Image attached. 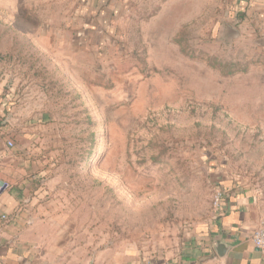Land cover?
Here are the masks:
<instances>
[{"label": "rangeland", "instance_id": "374dc122", "mask_svg": "<svg viewBox=\"0 0 264 264\" xmlns=\"http://www.w3.org/2000/svg\"><path fill=\"white\" fill-rule=\"evenodd\" d=\"M227 4L0 0V100L17 107L2 127L40 161L78 254L177 249L222 188L264 204V33L223 41Z\"/></svg>", "mask_w": 264, "mask_h": 264}, {"label": "crops", "instance_id": "0c3cea01", "mask_svg": "<svg viewBox=\"0 0 264 264\" xmlns=\"http://www.w3.org/2000/svg\"><path fill=\"white\" fill-rule=\"evenodd\" d=\"M132 1L84 0L80 12L116 15ZM227 1L226 22L219 31L223 41L226 33L243 25L264 33V0ZM15 101L13 94L4 103L0 100V264H264V252L251 242L254 230L264 223V204L237 187L221 189L223 198L210 222L177 249L148 258L124 253L102 260L92 253L78 254L61 216L51 209L40 161L29 152H18L2 127L13 122Z\"/></svg>", "mask_w": 264, "mask_h": 264}, {"label": "built area", "instance_id": "2783aa9c", "mask_svg": "<svg viewBox=\"0 0 264 264\" xmlns=\"http://www.w3.org/2000/svg\"><path fill=\"white\" fill-rule=\"evenodd\" d=\"M7 147L8 148H12L13 147V143L11 141L7 142ZM223 198V194L222 192L217 193L216 199H215V203H216V207L219 206L220 201ZM251 242L254 245L255 248H257L258 250L264 252V223L256 230H254L252 236H251ZM151 264V263H148Z\"/></svg>", "mask_w": 264, "mask_h": 264}]
</instances>
